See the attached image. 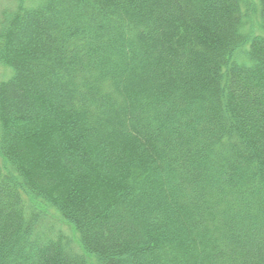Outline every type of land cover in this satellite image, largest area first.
I'll use <instances>...</instances> for the list:
<instances>
[{"label":"trees","instance_id":"trees-1","mask_svg":"<svg viewBox=\"0 0 264 264\" xmlns=\"http://www.w3.org/2000/svg\"><path fill=\"white\" fill-rule=\"evenodd\" d=\"M8 1L0 264H264V0Z\"/></svg>","mask_w":264,"mask_h":264},{"label":"rangeland","instance_id":"rangeland-1","mask_svg":"<svg viewBox=\"0 0 264 264\" xmlns=\"http://www.w3.org/2000/svg\"><path fill=\"white\" fill-rule=\"evenodd\" d=\"M254 1V0H252ZM11 5V3L8 0H0V16H2V13L4 10H8V5ZM7 75V71L4 68L0 67V80L3 79ZM75 248V246H73Z\"/></svg>","mask_w":264,"mask_h":264}]
</instances>
